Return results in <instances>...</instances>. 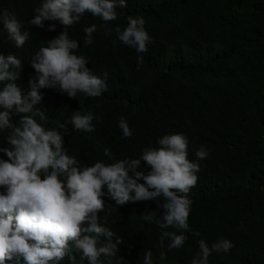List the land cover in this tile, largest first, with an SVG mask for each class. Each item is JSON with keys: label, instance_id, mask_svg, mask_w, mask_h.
<instances>
[{"label": "trees", "instance_id": "1", "mask_svg": "<svg viewBox=\"0 0 264 264\" xmlns=\"http://www.w3.org/2000/svg\"><path fill=\"white\" fill-rule=\"evenodd\" d=\"M40 5L41 0H0V12L15 14L24 25L22 31L31 33L18 49L0 24V53L22 61L17 83L25 94L37 76L31 58L64 31L58 22L45 21L44 28L29 23ZM127 5L117 9L122 14L109 27L123 30L127 16H143L153 41L148 51L137 53L120 42L113 46L115 33L105 35L99 27L103 22L86 13L69 29V36L80 44L78 54L88 58L94 74H108V91L96 98H70L57 89H41L44 99L38 107L48 117L46 127L67 123L74 111L94 114L91 133L70 124L67 132L60 130L68 154L81 167L139 159L145 148L159 147L165 135L182 133L188 138V158L201 169L189 194V224L200 235L184 233L185 245L171 251L164 240L167 257L160 260L161 229L141 216L155 211L160 218L163 197L117 205L105 188L99 223L123 238L118 255L125 264H143L147 250L153 252L154 264H191L200 239L211 246L220 237L230 239L234 247L213 253L209 264H264V0H127ZM52 24L56 30L48 31ZM92 24L98 31L94 43L85 46L83 29ZM140 56L143 62L138 65ZM121 116L133 131L130 138L118 127ZM7 135L0 130V147H11ZM201 146L209 155L198 160ZM0 159L8 158L0 153ZM139 170L150 171L144 162ZM59 264L89 261L73 253Z\"/></svg>", "mask_w": 264, "mask_h": 264}, {"label": "clouds", "instance_id": "2", "mask_svg": "<svg viewBox=\"0 0 264 264\" xmlns=\"http://www.w3.org/2000/svg\"><path fill=\"white\" fill-rule=\"evenodd\" d=\"M127 6V0H41L29 23L44 28L45 21L58 22L64 31L31 58L37 76L29 81L27 94L17 83L22 61L16 55L0 53V130L8 131L6 139L11 146L0 147V153L8 158L0 159V264H59L73 253H81L89 264H113L114 260L115 264H125L118 255L123 238L99 223V213L106 205L105 188L117 205L163 197L165 211L160 218L155 211L141 216L161 229L160 260L166 259L167 251L185 245L184 233L200 235L189 224V194L198 183L201 169L198 162L188 158L189 140L184 134L163 136L157 142L159 147L145 148L139 159L110 164L97 161L81 167L77 158L68 154L60 130L67 132L70 124L76 131L91 133L95 131L94 114L74 111L67 123L57 121V127L48 128V117L38 107L44 88L57 89L70 98L78 94L96 98L108 91V74L103 78L94 74L87 67L88 58L78 54L80 44L69 36V29L86 13L103 22L99 27L105 29V35L115 33L113 46L120 42L137 53L148 51L153 41L143 16H127L123 30L118 25L109 27L122 14L117 9ZM0 24L16 48L29 41L31 33L22 31L24 25L15 14L0 12ZM55 30V24L48 28ZM83 31V44H93L98 26L92 24ZM142 62L140 56L138 65ZM14 116L19 120L14 122ZM118 127L124 138L133 136L125 117H120ZM208 155L203 146L196 151L198 160ZM142 162L150 169L147 174L139 170ZM164 240L169 241L167 251ZM198 243L199 251L191 264H209L213 253H228L234 247L224 237L211 246L203 239ZM152 257L151 250L145 251L143 264H154Z\"/></svg>", "mask_w": 264, "mask_h": 264}]
</instances>
